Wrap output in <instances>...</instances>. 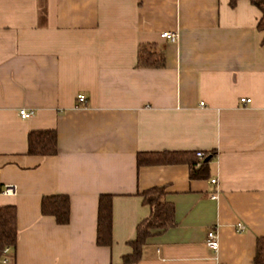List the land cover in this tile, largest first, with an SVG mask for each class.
<instances>
[{
	"label": "crops",
	"instance_id": "obj_1",
	"mask_svg": "<svg viewBox=\"0 0 264 264\" xmlns=\"http://www.w3.org/2000/svg\"><path fill=\"white\" fill-rule=\"evenodd\" d=\"M260 14L249 0H0V205H14L16 221L9 264L120 263L150 212L139 192L151 186L163 187L174 222L124 264H252L264 236ZM139 44L161 51L163 64L139 65ZM21 108L32 113L22 118ZM45 128L56 152L26 153L28 131ZM159 150L211 155L193 178L186 160L136 162ZM5 183L15 192L3 193ZM56 193L68 196L65 223L40 212L41 196ZM101 193L111 195L109 245L95 242ZM210 228L216 250L204 244Z\"/></svg>",
	"mask_w": 264,
	"mask_h": 264
},
{
	"label": "trees",
	"instance_id": "obj_2",
	"mask_svg": "<svg viewBox=\"0 0 264 264\" xmlns=\"http://www.w3.org/2000/svg\"><path fill=\"white\" fill-rule=\"evenodd\" d=\"M236 0H229L233 5ZM260 10V17L256 22V28L262 32L264 40V0H249ZM137 63L142 66H160L163 64V54L157 51L152 44H139L137 50ZM26 153L36 155H50L56 152V132L52 128L30 129L26 138ZM195 152V151H194ZM191 151H147L139 152L136 162L140 163H169L186 160L189 165V177L204 175V167L207 160L206 154L198 160ZM141 201L150 207L149 214L140 219L136 224V232L133 239L128 241L131 251L121 257V262L135 261L140 254L146 238L154 232L161 231L172 225L173 205L163 197L162 186H151L139 192ZM40 212L50 214L57 223H65L69 217V200L64 193L44 194L40 198ZM16 240L15 206L12 204L0 205V257L5 246L14 248ZM95 242L109 245L111 243V195L101 193L97 200ZM252 264H264V236L257 237L255 253Z\"/></svg>",
	"mask_w": 264,
	"mask_h": 264
},
{
	"label": "built area",
	"instance_id": "obj_3",
	"mask_svg": "<svg viewBox=\"0 0 264 264\" xmlns=\"http://www.w3.org/2000/svg\"><path fill=\"white\" fill-rule=\"evenodd\" d=\"M160 35L163 37H167L169 39H174L176 36L175 32H170V31H166V30L161 31ZM76 99L80 102H83L84 101V95L82 93H77ZM238 100L241 103H247L250 101V97L241 96V97H239ZM199 104H202V101H199ZM31 113H32L31 110H27V109H23V108L18 110V114L22 118L28 117ZM194 153H195L198 160H201L205 155V153L201 150H196ZM215 181H216V178L210 179V182H215ZM2 192L6 193V194H12L15 192V187L9 183H5L2 187ZM204 244L212 250L217 249V246H218L217 234L213 228L206 230L205 238H204ZM8 250H9L8 246H5L3 248L2 255L0 257V264H9V258L7 255Z\"/></svg>",
	"mask_w": 264,
	"mask_h": 264
},
{
	"label": "water",
	"instance_id": "obj_4",
	"mask_svg": "<svg viewBox=\"0 0 264 264\" xmlns=\"http://www.w3.org/2000/svg\"><path fill=\"white\" fill-rule=\"evenodd\" d=\"M208 159V156L205 157V160Z\"/></svg>",
	"mask_w": 264,
	"mask_h": 264
}]
</instances>
